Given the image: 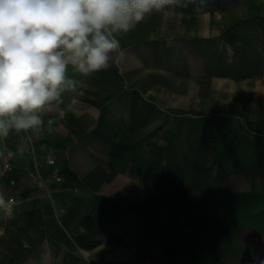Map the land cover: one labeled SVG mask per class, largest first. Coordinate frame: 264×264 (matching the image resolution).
I'll return each mask as SVG.
<instances>
[{
    "label": "crops",
    "instance_id": "crops-1",
    "mask_svg": "<svg viewBox=\"0 0 264 264\" xmlns=\"http://www.w3.org/2000/svg\"><path fill=\"white\" fill-rule=\"evenodd\" d=\"M114 36L0 137V264H264V0H175Z\"/></svg>",
    "mask_w": 264,
    "mask_h": 264
},
{
    "label": "clouds",
    "instance_id": "clouds-1",
    "mask_svg": "<svg viewBox=\"0 0 264 264\" xmlns=\"http://www.w3.org/2000/svg\"><path fill=\"white\" fill-rule=\"evenodd\" d=\"M175 0H0V137L36 129L65 86L110 67L128 33ZM5 204L0 195V206Z\"/></svg>",
    "mask_w": 264,
    "mask_h": 264
},
{
    "label": "built area",
    "instance_id": "built-area-1",
    "mask_svg": "<svg viewBox=\"0 0 264 264\" xmlns=\"http://www.w3.org/2000/svg\"><path fill=\"white\" fill-rule=\"evenodd\" d=\"M13 158L14 151L10 148H5L0 155V195L3 196L5 204L0 206V209L5 212H12L14 205L17 203V200L12 195V189L16 184L14 178L10 176L13 170ZM45 161L48 164L54 163V158L48 155L45 158ZM52 177L59 181L61 180V175L54 171L52 172ZM37 184L41 187L43 184L41 182H37Z\"/></svg>",
    "mask_w": 264,
    "mask_h": 264
},
{
    "label": "bare ground",
    "instance_id": "bare-ground-1",
    "mask_svg": "<svg viewBox=\"0 0 264 264\" xmlns=\"http://www.w3.org/2000/svg\"><path fill=\"white\" fill-rule=\"evenodd\" d=\"M4 149V148H3Z\"/></svg>",
    "mask_w": 264,
    "mask_h": 264
}]
</instances>
